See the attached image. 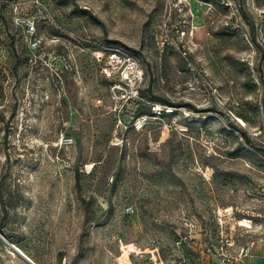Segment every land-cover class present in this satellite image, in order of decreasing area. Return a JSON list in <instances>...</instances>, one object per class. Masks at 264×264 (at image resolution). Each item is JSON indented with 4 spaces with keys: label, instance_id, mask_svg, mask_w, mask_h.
<instances>
[{
    "label": "rangeland",
    "instance_id": "obj_1",
    "mask_svg": "<svg viewBox=\"0 0 264 264\" xmlns=\"http://www.w3.org/2000/svg\"><path fill=\"white\" fill-rule=\"evenodd\" d=\"M112 48L144 70L137 116ZM0 130V264H240L264 239V0H0Z\"/></svg>",
    "mask_w": 264,
    "mask_h": 264
},
{
    "label": "built area",
    "instance_id": "obj_2",
    "mask_svg": "<svg viewBox=\"0 0 264 264\" xmlns=\"http://www.w3.org/2000/svg\"><path fill=\"white\" fill-rule=\"evenodd\" d=\"M29 32L32 36L35 35L36 31L34 24H29ZM40 44L41 41L35 40V47L39 46ZM100 73L110 82L113 91V97L116 100L118 107H123L130 103H135L138 105L142 102L143 97L141 93L145 80V74L139 60L135 55L121 48L109 49L106 54L105 61L101 67ZM153 109H155V106ZM161 112V109L160 113L153 111V113L156 115H160ZM139 119L145 120L144 122H146L147 117H138L137 122ZM136 124L137 123L134 124V127L138 128ZM126 249H128L127 255ZM122 250H125V260H128L129 256L134 254L136 257L135 264H181L178 261H164L161 258L158 249H153L149 253H144L140 252V250H136V248H134V246L131 244L123 246ZM248 251V248H242L239 256H246ZM123 263L132 264V261Z\"/></svg>",
    "mask_w": 264,
    "mask_h": 264
},
{
    "label": "crops",
    "instance_id": "obj_3",
    "mask_svg": "<svg viewBox=\"0 0 264 264\" xmlns=\"http://www.w3.org/2000/svg\"><path fill=\"white\" fill-rule=\"evenodd\" d=\"M257 249L256 252H254ZM240 264H264V239L249 248L246 256H240Z\"/></svg>",
    "mask_w": 264,
    "mask_h": 264
},
{
    "label": "trees",
    "instance_id": "obj_4",
    "mask_svg": "<svg viewBox=\"0 0 264 264\" xmlns=\"http://www.w3.org/2000/svg\"><path fill=\"white\" fill-rule=\"evenodd\" d=\"M141 95H142V97H143V94L141 93ZM144 98V97H143ZM163 103L165 104V105H167V106H174L173 105V103H171L170 101H163ZM139 112V106L137 105V108L135 109V112H134V116H137V113ZM162 112H163V110H162ZM162 112H161V114L160 115H162ZM172 113V112H171ZM139 114V113H138ZM149 116H155V114L154 113H150V114H148ZM147 115V116H148ZM248 142H250V141H248ZM262 156V158L264 157V151H263V154L261 155Z\"/></svg>",
    "mask_w": 264,
    "mask_h": 264
},
{
    "label": "bare ground",
    "instance_id": "obj_5",
    "mask_svg": "<svg viewBox=\"0 0 264 264\" xmlns=\"http://www.w3.org/2000/svg\"><path fill=\"white\" fill-rule=\"evenodd\" d=\"M238 119V122L240 123V124H242V125H246L245 124V121L244 120H242L241 118H237ZM220 214H222V211L220 210ZM246 225V224H245Z\"/></svg>",
    "mask_w": 264,
    "mask_h": 264
},
{
    "label": "water",
    "instance_id": "obj_6",
    "mask_svg": "<svg viewBox=\"0 0 264 264\" xmlns=\"http://www.w3.org/2000/svg\"><path fill=\"white\" fill-rule=\"evenodd\" d=\"M23 257H24V259L28 262V263H30V264H34L29 258H27L26 256H24V255H22Z\"/></svg>",
    "mask_w": 264,
    "mask_h": 264
}]
</instances>
